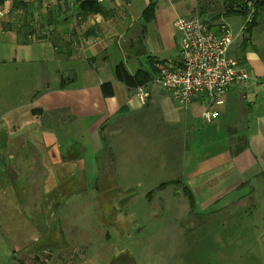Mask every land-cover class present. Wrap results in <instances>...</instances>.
<instances>
[{"label": "crops", "instance_id": "crops-1", "mask_svg": "<svg viewBox=\"0 0 264 264\" xmlns=\"http://www.w3.org/2000/svg\"><path fill=\"white\" fill-rule=\"evenodd\" d=\"M82 1L8 0L0 6V230L19 224L29 227L38 195L48 186L56 191L58 183L80 174L69 169L70 161L103 156L105 163L95 173L111 181L121 176L125 179L131 172L119 167L123 161L132 166V148L134 141L145 136L143 126L158 136L161 130L173 133L172 124L180 131L181 124L185 134H192L190 145H195L202 126L199 120L209 132L222 128L225 132L215 150L198 153L195 149L190 154L192 163L183 165L179 180L196 204L192 209L181 191L189 204L188 216L195 219L222 210L228 213L234 206L238 212L244 206L256 205L254 199L264 195L263 9L249 37L245 30L252 15L242 16L244 21L228 51L250 78L229 88L224 105L212 108L219 111V117L208 123L203 119L209 105L205 96L184 108L167 91L150 84V97L142 103L138 89H129L116 79L118 64L113 71L105 68L114 54L120 55L125 67V60L145 56L146 68L134 73L126 69L131 75L147 70L155 77L152 61L180 63L178 18L196 13L216 29L222 23L228 28V22L234 25V17L240 14L224 16L222 0H97L103 13L84 17L78 11ZM18 4L22 7L15 11ZM149 5L154 8L153 19L145 25L142 15ZM37 35L45 38L36 39ZM87 40L94 41L80 50L79 43ZM79 66H84L81 81L77 80ZM53 80L55 86L51 85ZM104 83L112 85L113 96L104 95ZM173 103L183 112L176 111ZM152 107L161 114L157 121H152L156 115L151 114ZM66 137L81 141L77 153L68 152ZM207 139L213 141L209 135ZM243 142L246 148L240 152ZM42 186L46 189L39 191ZM210 224L195 222L184 230L205 229ZM221 227L238 231L225 235L227 244L230 236L240 239V230L264 229V223L225 221ZM173 244L182 247L172 256L173 264L195 261L197 255L186 254V241L175 240Z\"/></svg>", "mask_w": 264, "mask_h": 264}, {"label": "rangeland", "instance_id": "rangeland-1", "mask_svg": "<svg viewBox=\"0 0 264 264\" xmlns=\"http://www.w3.org/2000/svg\"><path fill=\"white\" fill-rule=\"evenodd\" d=\"M234 18V25L227 24L235 41L234 35L244 18L238 15ZM122 60L119 54H114L105 71H113ZM124 62L131 73L147 67L145 56ZM83 70L84 66L77 69L79 81ZM55 83L53 80L51 85ZM173 107L183 112L174 103ZM150 112L156 114L152 121L160 119L161 114L155 107ZM199 122L202 126L195 145H190L192 134H185L181 124L180 131L177 124H172L173 133L161 130L158 136L149 131V126L147 129L143 126L145 136L134 141L132 148V166L123 161L119 167L131 172L125 175L128 180L121 176L111 181L108 176L95 173L105 163L103 156L70 161L69 169L81 175L69 176L58 183L60 189L56 191H50L48 186L46 192L38 195L37 189L40 198L30 216L29 227L19 224V227L0 230V264H173L172 256L182 249L173 242L180 239L188 243L186 254L197 255L189 264H264V229L240 230V239L230 236L226 244L225 235L238 231L221 227L225 221L262 225L264 195L254 199L256 205L244 206L238 212L234 206L228 213L222 210L195 219L188 216L189 204L178 183L183 165L192 163L190 154L195 149L198 153L215 150L225 132L223 128L209 132ZM208 135L212 142L207 139ZM78 145L81 141L67 138L69 153H77ZM105 167L109 168L107 164ZM171 181L173 184L160 188ZM42 188L46 189L42 186L39 191ZM195 222L211 224L205 229L184 230ZM35 255H38L36 260Z\"/></svg>", "mask_w": 264, "mask_h": 264}, {"label": "built area", "instance_id": "built-area-1", "mask_svg": "<svg viewBox=\"0 0 264 264\" xmlns=\"http://www.w3.org/2000/svg\"><path fill=\"white\" fill-rule=\"evenodd\" d=\"M175 26L181 38L180 63L175 66L171 62H156L157 74L151 84L167 91L172 100L184 108L197 97L205 96L209 105L203 119L210 123L220 115L212 108L223 106L229 88L248 80L250 75L228 55L234 38L225 24L212 29L198 14L192 13L178 18ZM93 41H81L78 47L84 50ZM137 95L142 103L150 97L147 87L138 88Z\"/></svg>", "mask_w": 264, "mask_h": 264}, {"label": "trees", "instance_id": "trees-1", "mask_svg": "<svg viewBox=\"0 0 264 264\" xmlns=\"http://www.w3.org/2000/svg\"><path fill=\"white\" fill-rule=\"evenodd\" d=\"M8 0H0V6L4 5L5 2ZM223 6H224V16H231L234 14H240L243 17H246L248 15H252L251 21L247 23V29L245 30L246 35L249 37V33L251 32V29L253 28L256 20V16L259 13L260 10L264 9V0H222ZM19 5V6H18ZM15 11L21 9H17L20 6L18 4ZM22 5V4H21ZM78 11L80 14L84 17L90 15V14H101L103 13V5L99 3L97 0H84L79 3ZM153 12L154 8L152 5H149L143 15V21L145 22V25L153 19ZM42 39L45 38L44 35H37L36 39ZM249 38H246L248 40ZM157 61H152L150 63L152 69L154 72H156V69L154 68V64ZM154 74V73H153ZM115 77L116 79L124 84L129 89H138L140 87H148L151 84V81L154 79V76L152 73H149L147 70H138L134 75H131L125 65L123 63H119L115 67ZM102 91L106 97L113 96V89L112 85L110 83H104L102 85ZM242 144V142L240 143ZM246 148L245 143L243 142V146L240 147V152H242ZM180 184V187L186 197H188L190 201L191 208L194 209L196 207L195 201L193 196L191 195L188 187L182 186L181 182L178 181ZM173 184V182L164 183L160 186V188L166 187L168 185Z\"/></svg>", "mask_w": 264, "mask_h": 264}, {"label": "flooded vegetation", "instance_id": "flooded-vegetation-1", "mask_svg": "<svg viewBox=\"0 0 264 264\" xmlns=\"http://www.w3.org/2000/svg\"><path fill=\"white\" fill-rule=\"evenodd\" d=\"M36 253H39V252H36ZM36 253H35V254H36ZM36 256L38 257V255H36ZM35 258H36V257H35Z\"/></svg>", "mask_w": 264, "mask_h": 264}]
</instances>
